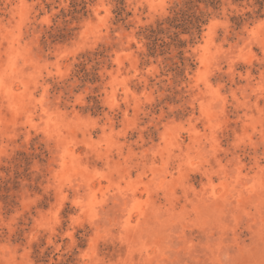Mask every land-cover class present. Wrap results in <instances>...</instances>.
Listing matches in <instances>:
<instances>
[{
    "label": "rangeland",
    "instance_id": "obj_1",
    "mask_svg": "<svg viewBox=\"0 0 264 264\" xmlns=\"http://www.w3.org/2000/svg\"><path fill=\"white\" fill-rule=\"evenodd\" d=\"M178 1L0 0V264H264V6Z\"/></svg>",
    "mask_w": 264,
    "mask_h": 264
},
{
    "label": "trees",
    "instance_id": "obj_2",
    "mask_svg": "<svg viewBox=\"0 0 264 264\" xmlns=\"http://www.w3.org/2000/svg\"><path fill=\"white\" fill-rule=\"evenodd\" d=\"M243 0H233L232 2L240 3ZM254 5L257 7L254 13H246L243 16L233 18V23L239 28L248 20L253 18H262V10L264 0H254ZM85 5L84 2L81 3ZM79 6L75 4L74 7ZM222 0H180L176 2L169 11L168 16L156 23V26H150L146 33L145 39L148 40V54L154 56L158 52L163 54L170 47H174L178 51V56L181 61L187 60L183 58L184 49L187 41L181 36H188L189 43L194 44V41L199 39L202 29L209 23L212 13L220 10ZM81 10H74L75 14ZM122 9H119L118 16L122 15ZM211 11V12H210ZM163 38H160V37ZM165 38V39H164ZM167 40V41H166Z\"/></svg>",
    "mask_w": 264,
    "mask_h": 264
}]
</instances>
